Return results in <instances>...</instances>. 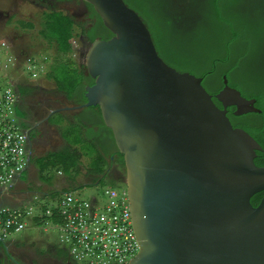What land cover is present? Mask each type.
<instances>
[{"label":"water","instance_id":"95a60500","mask_svg":"<svg viewBox=\"0 0 264 264\" xmlns=\"http://www.w3.org/2000/svg\"><path fill=\"white\" fill-rule=\"evenodd\" d=\"M84 1L113 36L89 46L95 82L75 108L98 107L123 155L140 245L129 264H264V196L251 202L264 191V166L255 164L264 150L227 115L229 107L235 116L260 113L256 99L226 76L213 96L201 77L167 64L124 0Z\"/></svg>","mask_w":264,"mask_h":264},{"label":"rangeland","instance_id":"374dc122","mask_svg":"<svg viewBox=\"0 0 264 264\" xmlns=\"http://www.w3.org/2000/svg\"><path fill=\"white\" fill-rule=\"evenodd\" d=\"M0 14H3V17L0 16V91L9 86V79L13 85H40L45 92L55 88V83L58 88L62 87L61 90H70L74 86L73 83L75 84L74 80L81 77L76 61L84 63L88 49L84 37H81L84 33L79 24L75 23L73 27L64 13H48L47 10H41L25 0H0ZM262 35L264 34L260 36ZM70 45L72 50L70 48L71 51L66 52L65 49ZM244 68L246 71L251 69L249 72L252 74L242 69L246 84H241L238 88L247 95L245 91L264 86V81L255 78L257 75H254L253 71H257L256 66L245 65ZM16 111L18 117L23 115L18 108ZM70 116V120L60 128L62 137L68 144L66 151L50 153L42 159L33 158L32 162L39 169L47 186L55 185L53 188L63 192L70 190L75 198L86 203L96 198L99 204L104 206L108 202L105 192L115 190L119 194L126 189L125 178L117 182L102 179L99 183L75 187L77 182H84L85 173L96 167L99 159L96 143L87 135L88 131H91L90 128ZM58 119L60 115L55 114L53 121L61 123ZM68 150L71 154L67 153ZM26 178L23 174L22 180ZM60 195L62 193L38 197L30 204L37 207L47 203L50 197ZM21 235L30 241L60 244L58 231L53 227L46 231L29 228L11 237ZM76 263L88 264L81 260Z\"/></svg>","mask_w":264,"mask_h":264},{"label":"trees","instance_id":"16d2710c","mask_svg":"<svg viewBox=\"0 0 264 264\" xmlns=\"http://www.w3.org/2000/svg\"><path fill=\"white\" fill-rule=\"evenodd\" d=\"M124 1L147 24L162 59L180 72L201 77L203 86L213 96L224 87V76L237 89L246 84L242 69L246 73L251 69L246 71L245 65L256 66L257 71L252 70L257 75L255 78L264 81V35L260 36L264 34V0ZM69 20L74 27L73 21ZM99 20L103 25L100 17ZM94 39L90 37L89 46ZM70 48L72 50L71 45L65 51ZM79 72L80 79L74 80L70 90L63 91L70 95L83 91L85 77ZM245 92L248 96L242 95L255 98V106L261 112L235 116V107H229L227 115L234 127L246 130L264 150V86ZM213 99L221 107L215 97ZM83 100L86 101L84 97ZM107 131L114 140L111 130ZM67 153L71 154L69 150ZM116 154L124 167L123 155L119 151ZM97 157L100 161L97 159L96 167L90 169L99 174L103 172L106 157L99 152ZM255 164L264 166V151H257ZM263 196L264 191L254 195L252 204L257 206Z\"/></svg>","mask_w":264,"mask_h":264},{"label":"built area","instance_id":"2783aa9c","mask_svg":"<svg viewBox=\"0 0 264 264\" xmlns=\"http://www.w3.org/2000/svg\"><path fill=\"white\" fill-rule=\"evenodd\" d=\"M8 81L9 86L0 91V184L4 187L12 186L28 162L27 139L18 124L17 96L12 80ZM105 194L108 202L104 206L96 198L83 202L72 192L50 197L37 207L30 204L32 200L19 207L3 206L0 239L8 240L29 228L46 231L53 227L58 231L60 244L75 262L129 264L139 253L140 245L127 190L119 194L107 190Z\"/></svg>","mask_w":264,"mask_h":264},{"label":"flooded vegetation","instance_id":"af4514ba","mask_svg":"<svg viewBox=\"0 0 264 264\" xmlns=\"http://www.w3.org/2000/svg\"><path fill=\"white\" fill-rule=\"evenodd\" d=\"M25 1L41 10H47L48 13L62 12L67 15L74 24H79V27H81L80 29L84 33L81 37H84L87 46H89L90 37L92 36L95 38L93 41L97 39L107 40L113 36L104 24H101L99 15L93 6L84 0ZM179 6L182 7V5ZM0 16L3 17V14H0ZM76 63L85 77V85L83 91H79L74 95H70L68 91L60 90L56 83L55 88H51L48 92H45L40 85L20 84L13 86L17 96V108L23 114L18 117V124L26 139V125L33 129L34 138L28 146L31 148L33 156L42 159L50 153L61 150L66 151L65 148L68 144L62 137L60 128L70 120V115L74 116L75 120L78 119L82 125L90 128L91 131H84H88L87 135L96 143L98 152L106 157L102 173L98 174L89 169L85 173V183L83 181L81 183L77 182L75 187L92 184L93 182L99 183L102 179L117 182L125 178L126 169L118 160L119 156L116 154L118 149L109 131H107L110 129L105 126L100 111L94 110L98 107L75 108L85 102L83 100V97L85 98V87L93 85L95 82L88 74L85 61L82 64L79 61H76ZM17 69L19 70V68ZM55 114L60 115L58 120L61 123L53 121ZM54 186L42 187V191L47 194L64 193L57 190L58 188H53ZM8 206L14 207V205ZM0 264H76V262L69 256L66 248L59 243L30 241L29 238L21 235L19 237L13 236L8 240L0 239Z\"/></svg>","mask_w":264,"mask_h":264},{"label":"crops","instance_id":"0c3cea01","mask_svg":"<svg viewBox=\"0 0 264 264\" xmlns=\"http://www.w3.org/2000/svg\"><path fill=\"white\" fill-rule=\"evenodd\" d=\"M94 110L99 112L98 108ZM29 146L27 144V151L31 152L32 155V150ZM33 158L36 157L32 155L30 162L28 161L23 170H21L23 174L26 175V180H22V174L21 179H15L11 187H4L0 184V208L3 207V205H14V207H19L33 200L35 197L41 198L49 196V194L42 191V187H46L47 185L44 183L39 169L35 166L34 162H32Z\"/></svg>","mask_w":264,"mask_h":264}]
</instances>
